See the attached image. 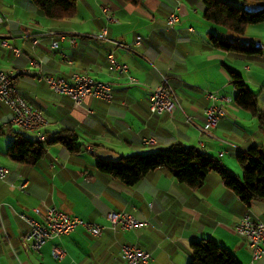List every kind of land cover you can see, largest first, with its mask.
<instances>
[{
    "label": "crops",
    "instance_id": "obj_1",
    "mask_svg": "<svg viewBox=\"0 0 264 264\" xmlns=\"http://www.w3.org/2000/svg\"><path fill=\"white\" fill-rule=\"evenodd\" d=\"M80 1L85 2L81 18ZM104 8L113 21L107 20ZM204 11L203 0H141L139 5L125 0H77L76 15L58 21L45 17L32 0H0V15L8 18L0 24V72L18 73L21 95L47 120L43 128L47 140L42 143L46 154L36 165L5 158L0 148V165L9 169L7 178L0 180V264H129L122 256V245L148 251L151 264H189L191 244L203 239L231 251L240 264H264V257L253 260L247 241L236 233L245 213L264 222V201L245 204L225 187L217 171H211L197 188L180 183L164 169L127 187L96 166L99 159L117 162L122 156L184 146L202 150L230 170L228 163L232 158L238 161L239 152L253 146L264 150V132L247 126L248 116L228 92L233 82L224 67L230 57L243 64L248 78L240 74L250 88L259 90L258 105L264 114V54L256 59L235 57L212 47L208 34L213 28L206 23ZM173 12L179 22L169 28ZM104 29L109 40L96 37ZM138 36L143 39L139 46L135 45ZM254 37L264 47V37ZM54 40L59 41L56 49ZM115 42L128 43L132 50ZM110 52L129 66L127 74L109 70ZM74 74L111 82L112 101L89 96L75 106L43 79L73 83ZM163 76L169 77L174 90L178 88L180 107L173 118L150 110L152 89ZM207 90L219 93L216 103L226 111L211 132L204 131L205 110L215 101ZM222 97H231L232 104ZM13 117L12 109L0 101V136L9 137L8 148L17 135L33 139L32 133L12 124ZM64 129L78 135L79 151L71 153L62 143L50 141ZM146 138L156 143L144 144ZM233 162L240 177L243 169L239 161L238 166ZM20 176L30 181L26 191L19 188ZM49 207L106 228L95 237L77 227L69 235L49 240L40 252L25 249L22 237L29 225L20 215L41 221L35 209L45 213ZM111 212L132 214L144 225L115 233L108 219ZM55 247L66 250L63 260L54 258Z\"/></svg>",
    "mask_w": 264,
    "mask_h": 264
},
{
    "label": "trees",
    "instance_id": "obj_2",
    "mask_svg": "<svg viewBox=\"0 0 264 264\" xmlns=\"http://www.w3.org/2000/svg\"><path fill=\"white\" fill-rule=\"evenodd\" d=\"M139 5L141 0H125ZM33 5L45 17L53 20L71 19L77 12V0H32ZM204 19L216 33H209V43L235 57L256 59L264 54V47L254 41L244 42L247 29L264 24V0H241L238 6L225 0H203ZM240 5V6H239ZM248 6H257L251 11ZM237 95L235 103L258 119L264 132V114L258 105V94L253 92L243 76L224 64ZM78 135L68 129L61 130L51 142H59L71 153L79 151ZM46 154L45 146L36 140L19 135L9 146L7 156L14 162L34 166ZM243 169V177L230 172L223 162L195 147L173 146L167 151L122 156L117 162L99 159L97 169L112 176L121 184L133 187L150 172L167 170L180 183L192 188L201 186L211 171H217L227 189L242 202L250 205L264 201V150L253 146L247 152L237 154ZM192 259L189 264H240L235 255L211 239L194 241L191 244Z\"/></svg>",
    "mask_w": 264,
    "mask_h": 264
},
{
    "label": "built area",
    "instance_id": "obj_3",
    "mask_svg": "<svg viewBox=\"0 0 264 264\" xmlns=\"http://www.w3.org/2000/svg\"><path fill=\"white\" fill-rule=\"evenodd\" d=\"M103 11L108 21L114 20L107 8H104ZM7 20L8 18L5 15H0V24L7 22ZM178 22L179 15L177 12H173L169 16V28H172ZM96 37L109 40L107 29H104L100 34L96 35ZM61 39L63 40L64 37H61ZM142 40L143 39L138 36L135 40V45L139 46ZM72 43L75 44L76 41L72 40ZM114 44L125 50H132L131 45L128 43L115 42ZM3 45L8 46V43L3 42ZM58 45L59 41L54 40L52 47L56 49ZM15 50L18 54L21 52L19 49ZM108 57L110 62L109 70L111 72H117L118 74H127L129 72V66L118 61L114 56V52H110ZM32 65H36V63L32 61ZM72 77L74 80L73 83H69L62 78L44 77L43 79L54 92L69 96L75 106L83 104L85 99L89 96L112 101L113 85L111 82L96 80L86 74H74ZM208 96L215 102L205 110L206 119L204 131L211 132L218 127L219 121L222 116H225L226 111L216 103V101L220 100L217 95L208 93ZM150 100V110L152 114L157 116L167 115L173 118L175 111L180 107L179 98L167 76H163L162 83L152 89ZM221 100L226 104H231L233 102L231 97H222ZM0 101L8 105L14 112L12 120L13 125L32 133V135L46 136L43 128L47 124V120L41 110L35 108L21 95L18 73L0 72ZM187 121L191 122V118H188ZM143 143L153 145L156 141L153 138H146L143 140ZM8 174L9 169L0 165V180L6 179ZM20 179L19 188L22 191H26L30 181L23 176H20ZM35 213L41 218V221L27 217L24 214L20 215V217L29 225V230L24 234V236H28V243H22V246L25 249L26 246H33V251L36 252H40L41 248L49 240L55 237L69 235L75 231L77 227H83L86 232L95 237L101 236L106 228L103 225L71 216L60 211L56 207H49L45 213L39 208H36ZM108 219L111 225L110 228L115 233L121 230L137 229L144 225L143 221L125 212H111L108 214ZM236 233L247 241L252 250L254 261L264 257V222L255 220L253 215L249 212L245 213L236 227ZM121 252L123 258L129 264H151L153 259L151 253L134 246L122 245ZM53 256L57 260H63L66 256V250L62 247H55Z\"/></svg>",
    "mask_w": 264,
    "mask_h": 264
},
{
    "label": "rangeland",
    "instance_id": "obj_4",
    "mask_svg": "<svg viewBox=\"0 0 264 264\" xmlns=\"http://www.w3.org/2000/svg\"><path fill=\"white\" fill-rule=\"evenodd\" d=\"M228 4H231V5H236V6H238V4L241 2V0H225ZM81 2V3H80ZM79 2V17L81 18L82 16H84L85 15V2H82V1H80ZM241 4V3H240ZM240 6V5H239ZM249 10H251V11H256L257 9H258V7L256 6H248L247 7ZM79 18V19H80ZM82 20V19H81ZM262 25H264V24H260V25H253V26H250L249 27V30L247 31V33H246V35H245V39H244V42H246V43H249L250 41H255V42H257V43H259L260 44V41H258V39H255V37L254 36H259V37H261V36H263L264 37V30H262L261 29V27H263L264 28V26H262ZM257 27H260V28H257ZM212 30V29H211ZM208 32H210V31H208ZM211 32H213V33H216L214 30H212ZM226 64L227 65H229L233 70H235V71H237V72H239V73H241L242 75H245L247 78H248V76H247V74L246 73H244V71H243V69H242V67H243V64H241V65H237V64H235V61L233 62L232 61V58L230 57V59H228L227 61H226ZM251 86V85H250ZM251 88H252V91L253 92H255V93H259V90L257 89V88H255V87H253V86H251ZM174 89V88H173ZM175 90H177L178 91V88H176ZM255 90H257V91H255ZM228 92H230L231 93V96H232V98L233 99H235L236 98V95H237V89L235 88V86H234V84H233V87H232V89L231 90H228ZM206 93L208 94V93H212V94H214V95H217V97L218 98H220L221 96L219 95V93L218 92H216V91H209V90H207L206 91ZM232 104V103H231ZM236 106H237V104H236ZM240 108V107H239ZM242 109V108H241ZM243 111V113H245L247 116H248V118H249V121H248V123H246L247 124V126H249V128L250 129H254L255 127H259L260 128V123H259V121H258V119L257 118H254V117H252V115H251V113L250 112H248L247 110H242ZM245 120H247V119H244V121ZM8 139H9V137H7V136H0V148L2 149V153H3V156L6 158H8L9 159V157L7 156V154H6V152H7V149H8V147H6V143H7V141H8ZM231 157L232 156H230V157H227V159H226V164H227V162L229 161V159H231ZM234 161V162H233ZM231 162H233V163H235L237 166L239 165V163H238V161L237 160H233V158H232V161L230 160L229 161V163H228V166H229V168H230V172H232L233 174H237V173H235V171H234V169H233V167H232V163ZM242 170V169H241ZM243 172V171H242ZM243 177V175H240V178H242ZM132 215V214H131ZM27 216V215H26ZM135 217V216H134ZM137 218V217H136ZM142 221V220H141ZM90 222V221H89ZM239 237H241L240 235H238Z\"/></svg>",
    "mask_w": 264,
    "mask_h": 264
},
{
    "label": "bare ground",
    "instance_id": "obj_5",
    "mask_svg": "<svg viewBox=\"0 0 264 264\" xmlns=\"http://www.w3.org/2000/svg\"><path fill=\"white\" fill-rule=\"evenodd\" d=\"M32 137L34 138V140H36L38 142H41V143H44L47 140V136H36V135H33ZM22 243H28V236H23L22 237ZM26 249L33 250V246H26Z\"/></svg>",
    "mask_w": 264,
    "mask_h": 264
}]
</instances>
